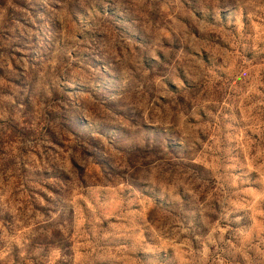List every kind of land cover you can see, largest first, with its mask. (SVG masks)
<instances>
[{
  "label": "rangeland",
  "instance_id": "374dc122",
  "mask_svg": "<svg viewBox=\"0 0 264 264\" xmlns=\"http://www.w3.org/2000/svg\"><path fill=\"white\" fill-rule=\"evenodd\" d=\"M0 264H264V0H0Z\"/></svg>",
  "mask_w": 264,
  "mask_h": 264
}]
</instances>
